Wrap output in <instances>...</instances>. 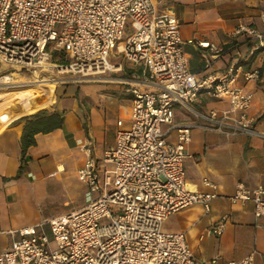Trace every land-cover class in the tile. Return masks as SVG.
<instances>
[{
	"label": "built area",
	"instance_id": "obj_1",
	"mask_svg": "<svg viewBox=\"0 0 264 264\" xmlns=\"http://www.w3.org/2000/svg\"><path fill=\"white\" fill-rule=\"evenodd\" d=\"M261 18L264 25V12ZM127 28L134 32L124 40ZM237 32L255 39L253 51L264 50V32L249 24ZM199 46L208 70L204 74L190 67L176 11L159 12L154 0H0V90L35 80L44 84L42 79L58 77L56 72L63 74L58 84L98 79L123 69L122 62L110 60L113 52L133 68L126 79L132 94L129 124L118 120L116 142L104 152L113 169L101 172L92 142H84L86 159L78 175L88 187L87 203L14 230L19 238L0 253V264H194L186 232L164 229L172 213L196 204L209 211L221 195L209 177L203 178L209 190L190 187L185 159L192 130L211 129L229 138L260 133L248 112L253 93L241 80L262 75L260 68L241 65L223 74L209 71L224 48L210 40ZM55 53L60 62L53 61ZM17 73L33 82H22ZM12 80L18 82L2 84ZM201 96L228 105L205 110L197 106ZM177 107L193 121L176 122ZM172 131L174 140L169 139ZM228 197L234 203L252 201L256 218L264 217L263 185L239 181ZM227 218L209 227L207 235H221ZM253 261L254 252L228 264Z\"/></svg>",
	"mask_w": 264,
	"mask_h": 264
},
{
	"label": "crops",
	"instance_id": "obj_2",
	"mask_svg": "<svg viewBox=\"0 0 264 264\" xmlns=\"http://www.w3.org/2000/svg\"><path fill=\"white\" fill-rule=\"evenodd\" d=\"M154 1L159 12L176 11L193 72L208 71L199 46V41L207 40L224 48L212 58L209 71L223 74L241 65L243 69L260 68L262 72L258 79L241 80L244 89L253 93L248 112L256 118L255 129L260 133L229 138L215 130L194 128L188 148L190 155L185 159V167L187 162L192 169L188 171L186 167L188 181L206 191L210 188L203 178L209 177L218 184L221 195L211 202L209 211L196 204L172 213L164 222V229L186 232L194 252V264H228L229 260L252 252L251 264H264V217L256 218L252 201L234 203L228 197L236 191L239 181L249 187L264 186V135L261 134L264 133V57L255 64L260 52L253 51L255 39L237 32L242 24L264 32L261 18L264 0ZM117 62L123 63V69L98 79L77 81L64 86L58 94L57 86L53 92L24 91L20 101L16 99L13 104V112L0 125V253L12 249L13 242L19 238L14 230L80 209L87 203L56 213L49 209V200L58 186L71 191L76 187L73 191L76 194L85 192L86 184L78 175L86 159L84 142H92L101 172L113 169V163L104 160V152L116 142L118 120L129 124L132 111V94L127 91L126 79L131 77L133 68L124 58ZM227 105L225 100L206 96L197 102L205 110ZM44 108L60 112L64 123L52 131L37 133L36 143L23 157L21 138L25 120L22 117ZM193 119L182 108L175 109L176 122ZM175 138L176 131H172L169 139ZM64 205L71 206L72 202L66 200ZM224 215L228 216L224 232L219 236L207 235L206 230ZM45 227L49 231V226Z\"/></svg>",
	"mask_w": 264,
	"mask_h": 264
},
{
	"label": "rangeland",
	"instance_id": "obj_3",
	"mask_svg": "<svg viewBox=\"0 0 264 264\" xmlns=\"http://www.w3.org/2000/svg\"><path fill=\"white\" fill-rule=\"evenodd\" d=\"M133 32H134V29L127 28L125 30L124 40L128 36H130ZM262 57H264V50H262V51H260L258 53V56L255 59L254 63L255 64H257V62L260 63ZM110 60L112 62H117L118 60H122L123 61V55H121V54L118 55L116 52H113L112 55H111ZM53 61L54 62H60L59 59H55V58H53ZM61 61H65V59L61 58ZM109 72H114V71H108L107 73H109ZM17 75H19V77H20L19 80L29 81L26 78V76H24L23 74L18 73ZM56 75L58 77H62L63 76V74L61 72H58V73L56 72ZM58 77H54V78L51 77L49 79H42V80L46 81L44 84H41L40 82H37V81H40V80H35V83L30 84V86H21V87H17V88H7V89H4V91L0 90V97L2 96L1 99L8 98V103H9V110H8L9 112L5 116V118L7 116H9L13 112V111H11L13 104H16L17 100L20 101V97H21L22 93H24V91L39 90V91L45 93V91H43V89H47V91L53 92L54 89L56 88L55 86H57V88L55 90V93L58 94L59 92H61V89L64 88V86H68V85H71V84H74L75 82H77V81H69V82H66V83H59L58 84V81H57ZM16 81H18V80H16ZM2 82L9 83V82H14V81L12 80V81H2ZM31 82H33V81H31ZM42 85L47 86V87H43ZM8 91L11 92V97H6V94L8 93ZM15 93H16V95H15ZM23 116H25V115H23ZM186 167H187L188 171L192 170L188 166L187 162H186ZM112 186L113 185L110 186V189H111ZM75 188H74L73 191H75ZM87 190H88V187L86 186L85 192L83 190V192H81V194H76V192H73L71 190H67L65 187L58 186V188L55 189V192H53V196H52L53 198L51 200H49L50 203H51L50 206H49V209H52V211L54 213H56V212H60L62 209H72L73 207H78L80 204L87 202V194H86ZM66 200H70L72 202V205L68 206V207L65 206L64 202ZM166 227H168V226H166Z\"/></svg>",
	"mask_w": 264,
	"mask_h": 264
},
{
	"label": "trees",
	"instance_id": "obj_4",
	"mask_svg": "<svg viewBox=\"0 0 264 264\" xmlns=\"http://www.w3.org/2000/svg\"><path fill=\"white\" fill-rule=\"evenodd\" d=\"M59 53L54 54L58 59ZM62 59H65L62 57ZM25 120L24 130L21 138L23 157L27 149L36 143L35 135L39 132H49L64 123V116L60 112H49L46 108L22 117ZM22 157V158H23Z\"/></svg>",
	"mask_w": 264,
	"mask_h": 264
},
{
	"label": "bare ground",
	"instance_id": "obj_5",
	"mask_svg": "<svg viewBox=\"0 0 264 264\" xmlns=\"http://www.w3.org/2000/svg\"><path fill=\"white\" fill-rule=\"evenodd\" d=\"M57 81H58V79H57ZM14 82H18V81H14ZM22 82H31V81H22ZM44 82H46V81H44ZM3 84H8V83H3ZM5 89H7V88H5ZM3 91H4V89H3ZM6 96L7 97H10L11 96V92L8 91V93L6 94ZM8 110H9L8 98L0 99V125L4 122L5 116L9 112ZM190 187L191 188H196L195 184H192V183H190Z\"/></svg>",
	"mask_w": 264,
	"mask_h": 264
}]
</instances>
